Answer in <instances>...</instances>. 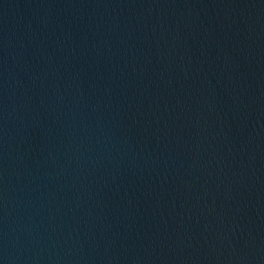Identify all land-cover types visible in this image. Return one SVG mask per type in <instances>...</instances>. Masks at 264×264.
I'll list each match as a JSON object with an SVG mask.
<instances>
[{
    "label": "water",
    "instance_id": "95a60500",
    "mask_svg": "<svg viewBox=\"0 0 264 264\" xmlns=\"http://www.w3.org/2000/svg\"><path fill=\"white\" fill-rule=\"evenodd\" d=\"M0 264H264V0H0Z\"/></svg>",
    "mask_w": 264,
    "mask_h": 264
}]
</instances>
